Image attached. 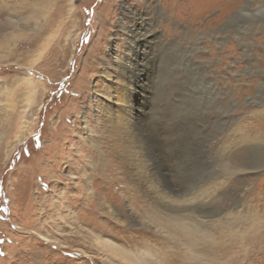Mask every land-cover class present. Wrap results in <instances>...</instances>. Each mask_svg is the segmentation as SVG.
<instances>
[{
	"label": "rangeland",
	"instance_id": "374dc122",
	"mask_svg": "<svg viewBox=\"0 0 264 264\" xmlns=\"http://www.w3.org/2000/svg\"><path fill=\"white\" fill-rule=\"evenodd\" d=\"M153 1L48 0L31 12L33 0H0V264H121L141 254L178 255L166 227L190 231L189 223L219 261L238 256L240 264H264V152L255 157L256 174L238 182L223 170V153L257 125L241 45L217 39L222 19L207 22L223 4L209 0L208 9L195 12V0L192 9L182 0H157L160 18ZM149 27L183 53L165 45L162 56L152 53L159 60L148 61L153 47L139 33L151 39ZM131 41L139 60L131 59L128 76L141 85H134L128 127L115 93L107 96L113 81L104 72L112 62L117 74L115 57ZM202 76L225 80L226 97L235 96L224 121L219 96ZM150 180L156 187L148 188ZM206 260L200 264H211Z\"/></svg>",
	"mask_w": 264,
	"mask_h": 264
},
{
	"label": "bare ground",
	"instance_id": "6f19581e",
	"mask_svg": "<svg viewBox=\"0 0 264 264\" xmlns=\"http://www.w3.org/2000/svg\"><path fill=\"white\" fill-rule=\"evenodd\" d=\"M47 1L48 0H33V2H32L33 4L32 3L29 4V6H27V8L29 9V7H30L31 12H33L32 9H34L33 8L34 6L41 5L43 2H47ZM195 1H198V5L194 10L195 12L197 10H199V11L204 10L205 11L206 9H208L211 6V2L209 3V0L208 1L205 0L208 3L205 1H202V0H195ZM227 1H229V0H213L212 1L215 4H223V7L220 8V14H218L216 17H212V18L208 19L207 22L212 23V24H216L219 20L222 19L223 22L220 23L219 27H218L219 33H217V34H219V35L217 36V39L220 41H224V40H227V41L232 40L233 41L235 39V41L237 43H240V45H241L240 49H241V52L243 53V57L245 58L244 61L247 64V66H246L247 68L245 69V72L250 73V75L252 76V77L251 76L250 77L252 78L251 81L253 84H252V87H249V89L253 90L254 96L252 97V99H254L255 101L258 102V104H257L258 110L256 111L257 113H255V116L258 117L257 120L255 119L257 122L255 129H252L250 131L251 134L249 133V131L242 133L239 141L237 142L238 144H242L241 146H239L238 148H236L235 150H233L231 153H229L226 156L224 155L225 152L223 153L222 158L224 160H226V164H223L224 175L235 176L236 180L238 182V180H240V179H238V176L256 174L257 170H259V168H260L259 167L260 162L258 163L257 159L255 157L257 155L261 156V153L264 152V0H231V2H228V3H227ZM152 3H153L152 6L155 9V12L158 14V16L160 18L164 17L165 12L162 9L161 4L159 5L157 0H154ZM194 3H195L194 0H182V4L185 5L189 9L193 8L192 6L194 5ZM234 4H236V6L233 7ZM1 12H3L2 9H0V13ZM120 23H122V22H120ZM2 28H0V29H2ZM32 28H33V26L31 27V29ZM34 28H35V26H34ZM149 29H150L149 32L151 33V35H148V36H150L151 39H148L147 37L143 38L144 33L142 35L139 33V36L144 40V42L147 41L146 44L147 45L149 44L150 48L153 47L152 48L153 50L152 51L149 50L147 55L144 53L145 58L150 57L148 59V61L151 60L150 62L154 61V63H155L156 60H159L158 55H157V58L155 59V57L153 58L152 53H154V51H155V53H156V51L157 52L162 51V54H161V56H162L164 51L166 50L165 45L172 46L171 50L178 48V51H180V53H183L182 47L179 46V44L176 41L171 42V44H168V42L163 38V36L160 35L161 32L158 33L157 31L156 32L154 30L152 31L151 27H149ZM249 31H251L250 34L248 33ZM257 32H259V33H257ZM142 39H141V42H142ZM200 39H202V37H200ZM245 40H247V42L244 44L243 42ZM129 43L127 44L126 53L123 52L124 54H122L121 57L118 55L115 57L117 64H115V67L114 66H112V67L115 69L117 74L112 75V73L110 72L109 68L111 67L112 62L109 63L108 65H106L108 67H106V69H105L106 71L104 72L113 81L111 84H109L106 87V89H108L107 96L108 95L111 96L115 93L112 97H113L116 105L117 104L123 105V107L122 108L120 107V108H121V111L125 115L123 120L125 121V124L128 127L131 126V122H132L131 118L133 117L132 113L135 109V106L133 104L134 97L136 96L134 85H136V86L141 85L140 81H137V80H135V82L132 81V79L134 77H136V75H134L133 78L132 77L129 78V76H128V74L132 73L131 72L132 67H130V66L133 62L131 61V59L134 60L133 58H135V60H139L138 53L135 54L133 52V50L135 48V45H133V41H131V43H132L131 48L129 46ZM260 43H263V44L261 45ZM137 46H139L138 43L136 44V48H137ZM255 48L260 50V52H261L260 57H256L253 54ZM191 50H193V48ZM191 50H190V53H191ZM136 52H137V50H136ZM184 53H185V51H184ZM132 54H135V55H132ZM187 54H189V53H187ZM184 55H186V54H184ZM189 56H190V54H189ZM186 58L189 59L188 56H186ZM161 60H163V59H161ZM148 61L147 60L144 61V59L142 58L140 63H145L143 65L145 67V65L148 64ZM158 63L160 64V61ZM144 67H143V70L138 75H141L142 72L146 71V69ZM147 68H148V66H147ZM202 80L205 83V85H207L206 88L208 89V92L211 95L219 96V99H217V100H218L219 105H220L219 109H220L221 113L218 116V121H224L226 118L225 113H227L228 108H230V106H231V101L234 100V97H235V96L230 97V94H229L228 98L226 97V94L228 95V92H230L229 91L230 86L227 84L228 82H225V80H222V85H221L217 80L212 79V78L207 79L205 76L204 77L202 76ZM120 81H121V83H120ZM116 86H119L121 88V90H119ZM234 95H237V94H234ZM220 96H222V98ZM213 99H214V97H213ZM213 99L211 101H213ZM225 99H226V103L224 101ZM120 100L122 103L121 102L119 103ZM214 101H215V99H214ZM143 103L140 102L141 107H140V110H138L140 117H142L141 115H146V111L144 108L145 103L144 104ZM106 112H107V114H110L109 111H106ZM109 119L111 122H114V124H117L116 125L117 127L120 126V124L118 126V122H120V121L118 120V117L116 115H114V113H111V116ZM136 120H138V119H136ZM217 123L219 124V122H217ZM124 127H126V126H124ZM252 131H254L253 134H252ZM19 136H21V135H19ZM141 140H142V138H141ZM238 144H236V145L238 146ZM141 154H142V151H141ZM218 156L221 157L222 154H219ZM146 157H147L146 160L151 161V163H150V165L152 166L151 169L154 170V167L156 168L158 166L156 161H155L156 159L153 158L152 154H150V153H148V155ZM161 169H162V167H161ZM159 173L162 175L161 171H159ZM152 174L153 175L155 174V177H157V176L159 177V175H157L154 171ZM155 182L161 183L160 181H155ZM148 183H149L148 188L156 187L153 185L154 181L150 180ZM241 184H242V182H241ZM160 185H162V184H160ZM165 188H167L166 190H168V192L172 191L171 187L166 186ZM162 192L161 193L163 195H167V193H168V192L165 193V191H163V190H162ZM169 196H171V195H169ZM173 196H176L178 198L180 197L179 195H173ZM182 197L183 196H181L180 198H182ZM234 204H236V201H234ZM200 216L203 217L202 219H204V218H208L210 215L206 214V215H200ZM189 224L190 225H188V226L190 227V231H185L184 229H182L180 231V230L176 229L177 225L174 228H172L171 225H167V227H166L171 233L174 234V235H172V237L175 238V239L172 238L167 243H169V245L171 247H173L174 253L178 254V255H173V254L167 252V253H164L162 256H159V257L156 255H155V257H149L150 256L149 254H148L149 256H145V255L141 254V256H138L136 258H133V257L124 258V259L122 258L123 261L120 259V261H121L120 263L121 264H200L202 262L201 259L204 256V258H207L206 261H208L211 264L212 263L217 264V262H219V263L230 262L231 263L232 261H233V264H234V262H238V264H240L238 256H236V255H235L236 257L234 256L235 258L232 257L230 260L228 258L227 259L223 258L220 261L218 260V258H215L216 256L215 257L211 256V254L213 255V252H210L211 249H210V247H208V244L203 242L206 240H204V238L203 239L201 238L203 236H202V234H200V231L198 230L197 225L191 224V223H189ZM170 237H171V235H170ZM229 249H230V247H229ZM113 250H114V248L109 249V253ZM217 250L224 251L223 248L222 249L218 248ZM215 253H217V252H215ZM157 254H158V252H157ZM110 264H112V263L110 262Z\"/></svg>",
	"mask_w": 264,
	"mask_h": 264
}]
</instances>
